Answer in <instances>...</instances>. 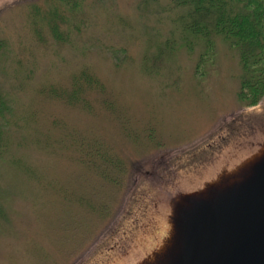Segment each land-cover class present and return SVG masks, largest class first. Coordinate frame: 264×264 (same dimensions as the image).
<instances>
[{
	"label": "rangeland",
	"instance_id": "1",
	"mask_svg": "<svg viewBox=\"0 0 264 264\" xmlns=\"http://www.w3.org/2000/svg\"><path fill=\"white\" fill-rule=\"evenodd\" d=\"M144 1L85 0L86 23L60 43L46 25L45 41L38 40L30 24L32 5L45 7L46 0H0V88L17 118L35 113L23 128L11 125L13 144L27 135L18 149L58 187L42 190L0 162V186L14 189L3 200L11 224L0 231V264H126L160 228L167 191L199 182L216 163L264 136V99L252 107L239 101L240 66L223 43L206 76L196 75L198 53L185 49L167 53L159 76L142 70L146 55L157 50L151 46L171 38L173 29L170 13L158 10L171 0L148 8ZM84 67L105 83L121 119L97 101L91 114L40 92L51 84L69 86ZM120 123L130 133L156 132L161 146L124 140ZM66 133L103 138L127 162L121 191L106 185L98 199L110 201L106 216L63 202L61 192L90 191L92 181L80 178L85 171L69 148L50 152L35 141Z\"/></svg>",
	"mask_w": 264,
	"mask_h": 264
},
{
	"label": "trees",
	"instance_id": "2",
	"mask_svg": "<svg viewBox=\"0 0 264 264\" xmlns=\"http://www.w3.org/2000/svg\"><path fill=\"white\" fill-rule=\"evenodd\" d=\"M84 1L46 0L45 7L33 4L30 24L37 39L45 41L43 28L46 25L54 41L69 42L73 30L81 31V24L87 21ZM153 2L158 0H145V8ZM158 8L160 11L170 13L169 20L173 24L170 33L172 37L162 44L157 41L158 45L151 46L157 50L146 55L142 65L145 73L161 75L160 70L166 67L167 53L185 49L191 54L198 53L196 75L206 76L211 72L219 54V45L223 43L236 55L240 66L239 101L244 107H252L264 99V0H171L167 7L158 5ZM40 92L46 97L59 99L67 106L77 107L91 114L95 113L94 101H97L111 112L113 118L121 119V114L117 112L119 106L112 100L105 83L89 67H84L72 75L69 86L51 84ZM16 114L13 101L0 88V162L6 161L8 171L11 169L18 171L25 182L38 184L42 190H49L52 187L55 190L58 187L54 186V181L46 179V175L39 167L37 168L38 165L27 159L26 152L22 153L23 149H18V146L26 145L29 140L27 135L13 144L15 141L12 139L11 125L19 124L21 129L35 121L33 117L35 113L23 118H17ZM120 124V129L125 135L124 140L132 139L139 148L146 145V140H150L153 147L155 144L161 146L156 140V132L148 133L143 130L130 133L125 129L126 124ZM52 125L60 128L63 123L53 120ZM39 136L37 135L35 142L45 150L51 152L62 147L69 148L74 162L85 171L80 178L94 182L93 184L91 182L90 191H81L73 187L67 188L64 193L61 192L64 204L79 202L93 213L104 216L109 214L112 208L110 201L105 199L99 202L98 199L105 193L106 185L112 186L116 192L121 191L128 173L127 162L105 139L95 135L74 137L67 134L64 138L56 139L48 134L44 138ZM66 139L69 145L63 146ZM0 191V218H4L0 219V231H3L11 224L10 208L6 207L3 200L9 197L14 189L11 186H0ZM19 191L25 193L26 189ZM76 225L77 222L74 226Z\"/></svg>",
	"mask_w": 264,
	"mask_h": 264
},
{
	"label": "water",
	"instance_id": "3",
	"mask_svg": "<svg viewBox=\"0 0 264 264\" xmlns=\"http://www.w3.org/2000/svg\"><path fill=\"white\" fill-rule=\"evenodd\" d=\"M164 204L157 233L126 264H264V136Z\"/></svg>",
	"mask_w": 264,
	"mask_h": 264
}]
</instances>
